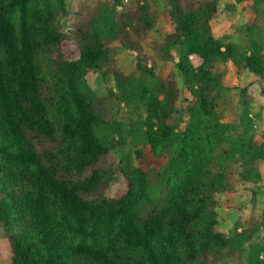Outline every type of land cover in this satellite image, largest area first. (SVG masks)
I'll return each mask as SVG.
<instances>
[{"label": "trees", "instance_id": "1", "mask_svg": "<svg viewBox=\"0 0 264 264\" xmlns=\"http://www.w3.org/2000/svg\"><path fill=\"white\" fill-rule=\"evenodd\" d=\"M263 3L253 0L259 15ZM166 5L169 30L146 46L159 18L146 0H99L72 31L67 0H0V264H214L243 254L264 227L229 235L219 213L222 194L264 192L254 96L220 67L264 83V44L254 27L246 45L218 38L220 0ZM119 48L136 52L133 72ZM158 60L182 75V112L181 87ZM91 70L102 72L105 97L90 87ZM234 88L240 111L228 119L221 98ZM118 101L146 113L129 131L134 155L114 163L125 138ZM114 179L121 186L108 195ZM248 252L247 264H264V243Z\"/></svg>", "mask_w": 264, "mask_h": 264}, {"label": "rangeland", "instance_id": "2", "mask_svg": "<svg viewBox=\"0 0 264 264\" xmlns=\"http://www.w3.org/2000/svg\"><path fill=\"white\" fill-rule=\"evenodd\" d=\"M99 0H67L69 15L63 18V25L66 31H72L74 29V23L78 19V13H87V9L94 7ZM152 8H154L158 15V23L156 28L150 32L146 46L156 40H163L165 34L169 30V26L166 23L165 14L167 10L166 0H146ZM223 8V13L219 19L212 22L215 35L222 39L224 42L234 41L242 45H246L250 37L248 36V30L250 27L252 35H259L264 44V13L258 14L253 7V0H244L242 3H235L234 0H220ZM264 9V3L261 4L260 9ZM255 26H257L255 28ZM136 52L119 48L115 52V57L118 60L119 65L126 73L134 71V59ZM194 62L199 63V60L194 57ZM159 70L163 77H167L170 74L175 75L176 80L181 87L182 96L179 101L181 112L184 111L186 101L184 98H188V94L185 91L184 80L176 64L173 61L158 60ZM221 70L226 74V82L229 86H244L249 87V92L254 96V101L251 102V114L256 118V128L259 133H264V94L261 93L264 83L249 73L245 69H238L236 65H221ZM88 83L90 87L102 97L107 94V84L100 70H91L88 73ZM239 90L234 88L227 90L223 93L221 98L222 110H224L225 117L228 119H235L240 111L239 104ZM114 108L118 116V121L123 125V133L125 138L122 139L123 146L114 149L111 153V159L114 163L118 162L124 154L134 155L136 149L135 138L131 131L137 125V120L145 116V108L141 106L139 108H133L125 103L113 102L110 104ZM118 138V137H117ZM121 186V181L114 179L108 195H113L116 190ZM264 191V189H263ZM222 208L219 209L220 217L222 219V225L220 229L232 235L235 232V228L238 226V231H241L243 227L249 228L253 221L258 223V220L264 221V192L260 193L254 200L252 194L248 193L245 188L238 187L237 191L232 193H225L221 196ZM264 243V227L262 226L260 232L255 236L251 242L247 243L248 249L239 254L227 258L221 259L214 264H247L248 250L251 245L255 243Z\"/></svg>", "mask_w": 264, "mask_h": 264}]
</instances>
